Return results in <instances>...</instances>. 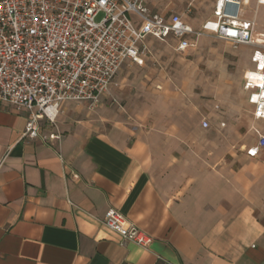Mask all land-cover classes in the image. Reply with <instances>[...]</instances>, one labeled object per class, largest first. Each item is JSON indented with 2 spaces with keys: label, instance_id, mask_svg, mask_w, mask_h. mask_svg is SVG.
Instances as JSON below:
<instances>
[{
  "label": "crops",
  "instance_id": "1",
  "mask_svg": "<svg viewBox=\"0 0 264 264\" xmlns=\"http://www.w3.org/2000/svg\"><path fill=\"white\" fill-rule=\"evenodd\" d=\"M143 1L152 13L182 16L178 0ZM215 5L197 3L199 16L185 22L201 31ZM164 43L179 54L199 48ZM134 65L120 68L97 107L64 101L57 129L40 121L42 136L58 130L61 141L25 138L29 112L0 103V264H264V148L246 153L264 137V121L244 82L256 139L235 152L204 134L210 119L204 129L198 113L187 116L192 105L168 101L178 95L160 84L168 76L152 85L158 91L123 75ZM111 209L152 237L147 249L104 225Z\"/></svg>",
  "mask_w": 264,
  "mask_h": 264
},
{
  "label": "built area",
  "instance_id": "2",
  "mask_svg": "<svg viewBox=\"0 0 264 264\" xmlns=\"http://www.w3.org/2000/svg\"><path fill=\"white\" fill-rule=\"evenodd\" d=\"M251 1L216 0L215 19L196 31L181 15L152 13L143 0H0V103L29 112L25 138L61 141L58 130L42 136L40 121L56 128L64 101L97 107L125 63L145 64L147 38L172 37L185 52L213 36L235 48H253L244 86L253 115L264 121V42L255 39L256 19H245ZM209 125L202 123L204 129ZM260 148L264 137L247 156L257 157ZM102 222L124 244L147 249L153 241L114 209Z\"/></svg>",
  "mask_w": 264,
  "mask_h": 264
},
{
  "label": "rangeland",
  "instance_id": "3",
  "mask_svg": "<svg viewBox=\"0 0 264 264\" xmlns=\"http://www.w3.org/2000/svg\"><path fill=\"white\" fill-rule=\"evenodd\" d=\"M182 4L183 17H198L194 9L197 3L202 9L209 5L210 0H178ZM194 14V15H193ZM249 18L255 17L257 31L255 39L264 42V5L257 6L252 0L247 10ZM102 16L98 20H101ZM158 46L148 48L149 62L145 66H133L124 71L130 79H142L145 86L162 90L152 86L155 81L163 80V75L168 76L160 82L163 89L175 91L174 98L169 102L174 105L193 106L187 116L192 118V113H198L201 121L204 117L210 119L212 128L208 134H217L230 141L232 149L236 152L244 145L252 143L256 138L251 129L254 118L251 114L252 107L246 101L243 90L244 78L247 70L252 67L251 47L240 46L232 49L228 44L217 41L213 36H205L200 40L196 51L187 54L175 53L171 45L157 42ZM173 94V96L175 97ZM188 103V105H187ZM225 128H218L222 123Z\"/></svg>",
  "mask_w": 264,
  "mask_h": 264
},
{
  "label": "snow or ice",
  "instance_id": "4",
  "mask_svg": "<svg viewBox=\"0 0 264 264\" xmlns=\"http://www.w3.org/2000/svg\"><path fill=\"white\" fill-rule=\"evenodd\" d=\"M261 87H264V84H261Z\"/></svg>",
  "mask_w": 264,
  "mask_h": 264
}]
</instances>
